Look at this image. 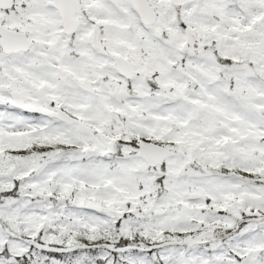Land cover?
Listing matches in <instances>:
<instances>
[{
	"label": "snow or ice",
	"instance_id": "snow-or-ice-1",
	"mask_svg": "<svg viewBox=\"0 0 264 264\" xmlns=\"http://www.w3.org/2000/svg\"><path fill=\"white\" fill-rule=\"evenodd\" d=\"M0 264H264V0H0Z\"/></svg>",
	"mask_w": 264,
	"mask_h": 264
}]
</instances>
